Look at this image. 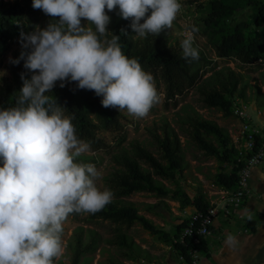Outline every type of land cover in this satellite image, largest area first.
Instances as JSON below:
<instances>
[{
	"label": "clouds",
	"instance_id": "clouds-1",
	"mask_svg": "<svg viewBox=\"0 0 264 264\" xmlns=\"http://www.w3.org/2000/svg\"><path fill=\"white\" fill-rule=\"evenodd\" d=\"M32 7L53 19L45 28L21 32L24 50L9 58L17 65L23 60L32 75L21 73L15 106L0 108V264H54L64 252L61 234L69 214H95L114 198L97 186L101 171L78 162L90 144L77 137L73 117L48 93L57 81L61 88L77 82L102 96L105 108L147 116L160 100L154 77L124 54L120 36L106 38L108 12L118 8L144 38L171 29L183 6L181 0H33ZM198 31L193 24L183 33L188 62L200 56Z\"/></svg>",
	"mask_w": 264,
	"mask_h": 264
},
{
	"label": "rangeland",
	"instance_id": "rangeland-1",
	"mask_svg": "<svg viewBox=\"0 0 264 264\" xmlns=\"http://www.w3.org/2000/svg\"><path fill=\"white\" fill-rule=\"evenodd\" d=\"M181 3L182 10L170 29L169 43L182 51L181 41L184 38L186 26L190 27L194 24L199 28L195 34L194 46L206 58L197 64L201 77L193 86L173 99L165 98L163 82L154 79L160 100L151 108L148 115L136 118L130 116L126 110L122 111L120 129L100 128L98 132L107 146L98 150L90 148L89 152L78 158V162L94 164L101 171L102 176L96 181L101 190L107 188L115 193L111 179L121 168L114 161L115 156L123 151H131L132 145L139 142L167 163V160L163 158L162 149L155 140V134H162L166 126L174 129L181 140L182 160L173 176L160 178L169 191L166 194L137 191L125 197L132 202L133 207L140 214L146 216L155 225L157 231L149 230L140 222L127 227L109 220L91 218L90 213L69 214L63 223L61 234L64 252L58 260L54 261V264H71L72 244L75 233L79 229H82L85 240H89L92 235L97 237V249L83 256L84 264H107L112 260L123 264H193L192 258L191 262L186 261L175 246L176 242L182 239L186 228L179 230V226L185 222L191 224L195 219L198 210L194 205L195 200H201L205 207L216 204L215 202L221 197L222 188L226 187L222 185L221 176L236 170L237 156L243 150L242 139L239 138L238 142H235L232 136V134H238L240 129L233 107L228 111L229 109L222 107L207 106L200 87L203 80L221 68H230L242 73L244 80L248 81L247 98L243 99L249 105L248 109L254 121L258 124L261 120L264 121V103L260 105L262 96L257 92L259 87L264 94V57L252 64H243L237 59L235 51H231L226 57H220L215 50V44L223 36L230 34L238 23H244L243 31L246 40L256 39L264 54V22L256 21L254 18L258 9L264 4V0H181ZM39 14L37 26L45 28L53 18L45 15L41 9ZM87 23L86 20H82V24L87 25ZM8 43L9 49L0 53V89L4 80L11 77L13 63L9 58L15 59L17 54L24 50L20 35L10 38ZM235 96L237 95L230 96V99ZM194 116L212 120L225 128L227 146L223 145V138L218 139L211 135L207 139L216 150L200 148L191 134L190 118ZM140 162L143 168L152 170L146 162L142 160ZM262 179L264 180V177H260L259 181L262 182ZM251 190L257 193L258 187L254 185ZM114 197H116L115 194ZM222 218L227 224L217 225L218 229L214 227L213 233L204 238L211 248L207 247V251H200V264H207L210 261L217 264L228 263L232 258L226 251L227 247L223 245L224 240L252 232L251 227L255 228L258 222L254 216L240 220L220 216L216 222ZM118 229L126 232L135 242L130 257L125 255L124 250H128L127 248L109 241ZM91 230L94 233H91ZM249 237L251 238H245L240 243L232 264L244 262L245 264H264V236L254 234ZM252 241L257 244L256 251L252 247ZM219 246L223 250L218 249Z\"/></svg>",
	"mask_w": 264,
	"mask_h": 264
},
{
	"label": "trees",
	"instance_id": "trees-1",
	"mask_svg": "<svg viewBox=\"0 0 264 264\" xmlns=\"http://www.w3.org/2000/svg\"><path fill=\"white\" fill-rule=\"evenodd\" d=\"M33 0H12L8 3H0V53L9 49V39L20 35L21 32L30 33L38 24L40 9L32 7ZM118 8L108 12L111 17L108 25L109 35L120 36L119 43L122 51L129 58H136L141 63L143 69L152 74L154 79L161 80L165 86V98L173 99L176 95L182 94L187 88L193 86L201 77L200 62L206 60L200 52L198 60L188 62L182 58V51L171 46L169 43L170 29L161 32L159 36L148 34L142 38L137 36L130 27L131 19L125 20L118 15ZM150 14V13H149ZM256 21L264 22V4L258 9L254 16ZM143 22V20L141 21ZM244 23H238L230 34L221 38L215 44L218 56L226 57L231 51H235L237 59L243 64H252L264 57L260 50V44L256 39L246 40L243 31ZM126 29L128 34H122L121 30ZM20 53L17 54V57ZM16 57V58H17ZM25 73L27 78H31V73L24 68V61L13 64L11 67V77L6 78L0 89V108L15 106L19 90L23 86L21 73ZM244 76L233 69L221 68L213 72L211 76L203 80L201 89L204 101L210 107H222L229 109L232 107L230 96L237 95L246 97V84ZM57 81L55 87L48 95L56 98L59 105L64 107L65 115L73 117V124L76 128L77 137L90 144L92 150H98L107 146L105 140L99 136L100 128L107 130H118L122 127V114L118 108H105L102 106V96L96 95L93 90L79 89L77 82H69L61 88ZM158 92V91H157ZM258 94L262 96L260 105L264 103V94L258 87ZM159 93V92H158ZM247 98V97H246ZM191 134L194 141L200 148L213 151L216 148L208 141V136H215L227 146L226 129L219 126L212 120H207L194 116L190 118ZM155 140L163 151V160L157 157L152 151L135 142L131 151H123L115 156L121 168L114 173L111 181L115 189L113 201L95 214L90 213L94 219L109 220L118 225H133L140 222L151 231H157L155 225L138 210L133 207L131 201L125 197L137 191H154L166 194L169 190L160 179L170 178L179 169L182 160V144L177 132L170 126L163 128L162 134H155ZM232 148V147H230ZM146 162L152 170L143 168L140 161ZM0 166H3V158L0 157ZM158 176V177H157ZM222 185L234 187L236 185V170L227 174H222ZM197 209L203 210L205 205L201 200H195ZM77 215L78 213H72ZM197 222H194L193 236L185 235L177 241L175 246L182 257L191 262V251H207V244L202 236H197L195 230ZM189 222L179 226L187 227ZM255 231L254 227H251ZM91 233H94L91 230ZM198 239L199 242H196ZM121 247L127 248L125 255L130 257L131 250L135 242L128 234L118 229L115 236L109 240ZM97 237L92 235L89 240H85L82 229L76 231L72 244L71 264H84L83 256L88 252L97 249ZM107 264H123L117 261H109Z\"/></svg>",
	"mask_w": 264,
	"mask_h": 264
},
{
	"label": "built area",
	"instance_id": "built-area-1",
	"mask_svg": "<svg viewBox=\"0 0 264 264\" xmlns=\"http://www.w3.org/2000/svg\"><path fill=\"white\" fill-rule=\"evenodd\" d=\"M10 1L12 0H0V3ZM231 101L240 127L238 134H232V136L235 142H238L239 138L242 139L243 146L236 160V185L223 187L221 197L215 202L216 204L208 205L203 210L198 209L195 219L185 228L183 236H193L194 222L198 223L195 230L197 236L205 238L213 233L215 222L220 216L227 219H243L244 216L240 210L250 196V180L254 169L264 165V121L261 120L260 124L254 121L248 109L249 105L242 97L235 96ZM195 241L199 242L198 239ZM190 254L193 264H200V251L194 250Z\"/></svg>",
	"mask_w": 264,
	"mask_h": 264
},
{
	"label": "crops",
	"instance_id": "crops-1",
	"mask_svg": "<svg viewBox=\"0 0 264 264\" xmlns=\"http://www.w3.org/2000/svg\"><path fill=\"white\" fill-rule=\"evenodd\" d=\"M260 177H264V165L260 166V167H256L254 169L253 175L251 177L250 180V185L251 187L256 185L258 187V192L257 193H253V189L251 190L250 196L245 200V204L243 205V207L241 208L240 212L242 213V215L245 217H248V214H250L249 217H256V219H258L257 224L255 226V231H252L250 233H247L246 235L243 236H239V237H235L233 239H226L224 240V246L227 247L226 251L228 254H230V258H232L228 263L226 264H232V261L235 257V251L238 250L240 247V243H242L244 241L245 238H251L249 237L250 235H254V234H260L262 236H264V180L262 179V182H260ZM252 219V218H251ZM237 222V221H236ZM225 223V221L223 220H219L218 222H215V226L217 228V225ZM227 224V223H225ZM222 226V225H221ZM218 229V228H217ZM252 247L254 249V251H256V247L257 244L252 241ZM207 247H210L209 244H207ZM211 248V247H210ZM260 248V246H259ZM218 249H222V247ZM216 251V250H215ZM212 252V251H211ZM209 259H211L212 257H208ZM246 262H244L243 264H245ZM206 264V263H205ZM207 264H217L214 262H209ZM220 264H223V262Z\"/></svg>",
	"mask_w": 264,
	"mask_h": 264
}]
</instances>
